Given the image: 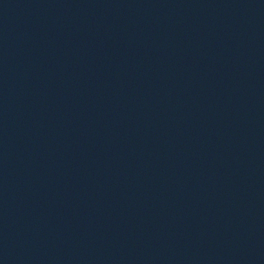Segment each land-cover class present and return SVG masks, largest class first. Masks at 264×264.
<instances>
[{"label": "water", "instance_id": "95a60500", "mask_svg": "<svg viewBox=\"0 0 264 264\" xmlns=\"http://www.w3.org/2000/svg\"><path fill=\"white\" fill-rule=\"evenodd\" d=\"M0 264H264V0H0Z\"/></svg>", "mask_w": 264, "mask_h": 264}]
</instances>
